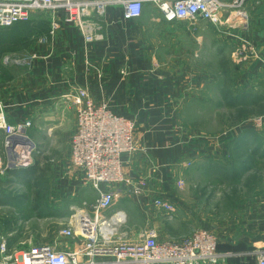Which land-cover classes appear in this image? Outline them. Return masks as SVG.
Masks as SVG:
<instances>
[{"label": "crops", "instance_id": "obj_1", "mask_svg": "<svg viewBox=\"0 0 264 264\" xmlns=\"http://www.w3.org/2000/svg\"><path fill=\"white\" fill-rule=\"evenodd\" d=\"M242 8L243 18L239 19V12H230L227 25L217 27L203 19L195 23L187 19L166 21L148 2L143 3L137 19L125 20L122 6L111 3L103 16L91 15L102 33L101 39L91 42L76 26L66 24L61 12L59 27L52 35L48 32L50 19L38 22L35 15L30 17L34 21L10 28H24L20 36H25V45L13 51L4 46L6 37L0 57L15 52L36 55L28 66L4 65L0 60V102L5 106L6 121H31L25 130V141L30 140L25 143L32 160L29 165L35 163L32 152L39 150L43 139L51 145L62 143L70 152L76 128L73 97L78 89H84L94 105L107 104L111 111L134 122L135 150L123 155L122 171L131 184L145 181V190L136 194L124 186L115 187L121 197L104 211L107 216L116 212L125 215V238L134 241L138 230L152 228L158 240H176L199 227L217 237V251L223 257L214 264H257L264 251V172H259L260 186L230 214H222L215 202H206L208 196L201 191L203 179L198 175L205 157L214 166L228 152L232 156L237 153L239 159L246 150L255 151L254 156L264 165V131L249 124L252 115L264 113V0H244ZM36 24H46V29H32ZM242 44L243 56L238 59L234 52ZM202 55H211V63L216 61L219 66L221 57L227 58L233 76L225 81L226 100L233 110L247 111L239 116L240 122L226 130L208 132L198 122L188 123L185 116L181 121L183 106L192 98L183 102L185 89H219L223 85L222 78L214 75L220 69L200 60L193 66L189 62ZM4 140L0 130L2 162L8 156ZM233 160L231 165L240 176L254 169L245 160ZM80 171L83 175V169ZM75 181L65 179L75 186L64 194L82 209L98 195L82 180L79 185ZM157 197L172 203L175 212L160 213L153 204ZM2 237L12 248V241L0 234ZM49 243L61 250L81 245L59 232Z\"/></svg>", "mask_w": 264, "mask_h": 264}, {"label": "built area", "instance_id": "obj_2", "mask_svg": "<svg viewBox=\"0 0 264 264\" xmlns=\"http://www.w3.org/2000/svg\"><path fill=\"white\" fill-rule=\"evenodd\" d=\"M145 2L155 5L166 21L203 19L217 27L228 23L229 17H222L228 5L220 0H0V27L24 22L32 11L41 10L49 16V34L52 35L59 27L58 13L61 12L63 21L76 26L85 40L91 42L101 39L102 34L91 15L103 16L111 3H118L125 20L137 19ZM35 56L21 60L16 54H10L5 55L2 62L4 65L31 64ZM73 102L76 128L70 141V162L83 169L84 184L98 196L82 209L73 208L59 234L78 240L81 245L74 250H61L52 243L15 249L8 247L2 237L0 264H214L222 259L223 255L217 251L216 235L199 227L176 240H158L152 228L138 230L134 241L125 238L127 233L122 230L125 215L116 212L107 216L104 211L117 197L115 187L130 186L136 194H143L145 190V181L131 184L122 171L123 155L135 150L134 122L126 115L114 113L107 104L94 105L84 89H78ZM4 108L0 102V130H3L8 154L5 162L0 158L1 173L32 163L25 147L28 143L25 130L31 126V121L8 123ZM249 124L263 132L264 113L250 117ZM20 147L25 148L20 151ZM153 204L162 214L175 212V206L163 197L153 199ZM257 264H264V251L259 254Z\"/></svg>", "mask_w": 264, "mask_h": 264}, {"label": "rangeland", "instance_id": "obj_3", "mask_svg": "<svg viewBox=\"0 0 264 264\" xmlns=\"http://www.w3.org/2000/svg\"><path fill=\"white\" fill-rule=\"evenodd\" d=\"M220 1L228 5L227 9L222 13L223 18L230 17V12L233 11L241 14L239 19L244 17L242 8L244 0ZM236 2L239 3V6ZM34 15L38 22L48 21L49 18L46 12L36 10L32 11L29 19L23 23L34 21V18L30 19V17ZM198 20L199 19L189 21L195 23ZM33 27L32 29L42 27L41 29L43 30L46 24H36ZM8 28L9 27H0V46L4 45V43L2 44L3 39L7 37V39L4 40L7 45L4 46H6V48H11L13 51H19V49L22 48L21 46L25 43V36H20L24 34V28L19 26L13 30ZM34 31V33L39 34V31ZM33 40H35V37ZM243 48L244 46L242 44L241 47L236 50L238 53L240 52L236 54L238 59L243 56ZM15 53L21 60L26 57L17 52ZM4 56L5 53L1 55V61ZM211 59V55H202L200 57H192V60L189 62H191L193 66L195 60H200L207 63L209 66L212 65L214 69H220V72L217 74L215 71L214 75L222 78L224 86L221 85L222 87L219 89L216 87H203L201 89L198 88V90L185 89V96L183 95L184 93L182 94L183 102L187 98L188 100L190 97L192 98L188 102V106H183L184 112H182L183 116L181 115V121L185 116L189 119L187 120L188 123L191 122L196 124L198 122V124L207 129L208 132H215L223 129L226 130L231 125L240 122L241 119L239 116H243L247 111L233 110L231 104L226 100L228 88L225 86V81L231 79L233 76L232 71H228L230 65L227 62V58L225 56L221 57V63L223 61L225 62L223 66L221 63L219 66L216 61L211 63ZM13 65L28 66L30 63H14ZM215 82L214 86L216 85ZM211 85L212 83L210 86ZM183 102H181V106ZM258 115L260 114H254L252 117ZM229 116L232 117L230 118ZM52 146L55 148L52 149ZM37 149H39L37 152L35 149L32 152L35 161L32 166L15 167L3 173L0 171V234L6 236L7 239L9 238V240L12 241V248L15 249L24 248L29 244L49 243L51 236L57 234L60 229L66 226L72 209L80 208L74 206L78 205L75 200L66 199L64 194L68 192L69 189L73 190L72 186H75L71 183L64 182L67 178H72L74 181L76 180L77 182H75L77 185H79L82 180V184L85 185L84 174L82 175L80 168L68 161L69 152H67L66 147L62 143L51 145L47 140L43 139V142L37 146ZM252 153L253 152H248L246 150V152H243V155L237 159V153L236 156H232L230 152H228L226 157L223 159L221 158L222 160L219 164L215 162L214 166L208 157L204 158L205 165L203 169L200 170L201 172L198 173L203 179L201 191H203V195L207 194L208 196L206 202H215L217 209L222 212V214H230L245 201L244 198L249 197L252 192L260 186L257 179H259V172L261 170L264 172V165H261ZM234 154L235 151H233V155ZM233 159H235V161L245 160L250 166H253L254 169H251L250 173L247 175L244 174L240 176L237 168L231 165L234 161ZM26 170H28V172H26ZM241 171L244 172L242 169ZM125 188H127V190L128 188L130 189L127 192L134 193L130 186H126ZM120 194V192L117 194L115 201L120 199ZM215 194H218V198ZM213 197L217 201L212 200Z\"/></svg>", "mask_w": 264, "mask_h": 264}, {"label": "trees", "instance_id": "obj_4", "mask_svg": "<svg viewBox=\"0 0 264 264\" xmlns=\"http://www.w3.org/2000/svg\"><path fill=\"white\" fill-rule=\"evenodd\" d=\"M19 23H21V22H19ZM19 23H16V24H19ZM16 24H14V25L10 26L9 28L15 27V25H16ZM252 151H253V150H252ZM254 153H256V152H255V151H253V153H252V154L254 155ZM7 171H8V170H7ZM30 171H31V170H30ZM26 172H28V170H26Z\"/></svg>", "mask_w": 264, "mask_h": 264}, {"label": "water", "instance_id": "obj_5", "mask_svg": "<svg viewBox=\"0 0 264 264\" xmlns=\"http://www.w3.org/2000/svg\"><path fill=\"white\" fill-rule=\"evenodd\" d=\"M30 140L28 139V142H29Z\"/></svg>", "mask_w": 264, "mask_h": 264}]
</instances>
